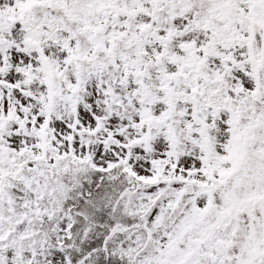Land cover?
Returning <instances> with one entry per match:
<instances>
[{
	"label": "snow or ice",
	"instance_id": "snow-or-ice-1",
	"mask_svg": "<svg viewBox=\"0 0 264 264\" xmlns=\"http://www.w3.org/2000/svg\"><path fill=\"white\" fill-rule=\"evenodd\" d=\"M0 264H264V0H0Z\"/></svg>",
	"mask_w": 264,
	"mask_h": 264
}]
</instances>
